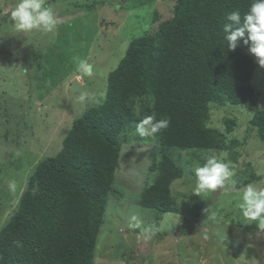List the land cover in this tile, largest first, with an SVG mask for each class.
I'll return each mask as SVG.
<instances>
[{"label": "trees", "instance_id": "1", "mask_svg": "<svg viewBox=\"0 0 264 264\" xmlns=\"http://www.w3.org/2000/svg\"><path fill=\"white\" fill-rule=\"evenodd\" d=\"M251 2L175 0L170 19L131 41L108 76L102 102L73 122L56 156L36 165L0 231V264H95L108 205L122 198L115 185L122 147L138 136L135 126L144 115L170 119L167 129L149 138L156 144L148 167L154 180L135 196L157 221L164 214H185L179 203L188 199L177 196L174 185L195 174L194 162L205 161L202 154L226 152L235 159L243 145L237 120L211 126L217 107L260 103L263 109L246 129L264 143V91L254 85L259 64L242 41L229 51L223 32L226 15L234 10L243 15ZM86 5L87 11L95 8ZM158 18L159 13L154 21ZM258 180L252 175L229 189ZM219 193H213L212 202ZM251 228L260 229L256 222Z\"/></svg>", "mask_w": 264, "mask_h": 264}, {"label": "rangeland", "instance_id": "2", "mask_svg": "<svg viewBox=\"0 0 264 264\" xmlns=\"http://www.w3.org/2000/svg\"><path fill=\"white\" fill-rule=\"evenodd\" d=\"M47 2L59 19L57 29L47 34L19 33L11 20L16 0H0V231L16 211L36 165L61 151L73 122L102 102L108 76L119 66L131 41L170 19L175 0ZM86 4L95 5L94 10L87 11ZM79 59L92 65V76L77 79ZM254 85L264 91V67H258ZM261 109L258 103L213 110L212 127L221 128L225 118L237 120L238 140L243 145L236 149L235 159L227 153L226 160L235 174L223 189L216 190L220 193L213 202L214 192L193 194L195 174L177 182L175 194L189 201L179 203L185 214H164L160 221L135 199L154 180L148 167L156 144L149 138L131 137L122 147L121 170L116 174L122 198L108 205L95 264H264V228L252 230V222L242 218L235 206L234 189H229L252 175L261 177L253 183L264 187V143L254 130H247ZM213 154L221 153L208 152L201 159ZM201 164L194 162V170ZM134 215L139 226L131 220ZM148 226L158 231L145 241L139 233Z\"/></svg>", "mask_w": 264, "mask_h": 264}, {"label": "clouds", "instance_id": "3", "mask_svg": "<svg viewBox=\"0 0 264 264\" xmlns=\"http://www.w3.org/2000/svg\"><path fill=\"white\" fill-rule=\"evenodd\" d=\"M12 25L16 32L31 33L33 31L52 33L57 29L59 19L53 6L47 0H16L11 11ZM226 23L223 32L229 51L235 50L237 44L242 41L249 46V53L256 59L259 66L264 67V0H252L248 10L241 14L234 10L226 15ZM76 72L81 76H92L93 67L87 59H79L76 64ZM85 97L81 96L83 100ZM170 119H157L156 113L144 115L135 126V134L142 138L155 139L157 134L169 127ZM227 153L209 155L202 165L194 170L193 194L216 192L225 187V181L234 176V171L227 160ZM264 183V182H262ZM38 189H34L33 193ZM236 193L235 206L242 218L247 221L257 222L260 228H264V187L256 183H248L239 188H234ZM131 220L135 226H139L137 216ZM158 229L148 226L139 233V238L145 241L151 240Z\"/></svg>", "mask_w": 264, "mask_h": 264}]
</instances>
